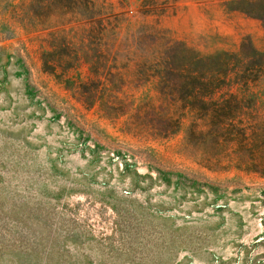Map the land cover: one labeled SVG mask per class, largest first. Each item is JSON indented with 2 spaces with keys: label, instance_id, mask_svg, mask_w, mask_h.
Segmentation results:
<instances>
[{
  "label": "rangeland",
  "instance_id": "rangeland-1",
  "mask_svg": "<svg viewBox=\"0 0 264 264\" xmlns=\"http://www.w3.org/2000/svg\"><path fill=\"white\" fill-rule=\"evenodd\" d=\"M256 13L264 0H0V264H264V72L213 97L234 93L253 125L220 146L188 136L198 93L161 92L182 47L263 52Z\"/></svg>",
  "mask_w": 264,
  "mask_h": 264
},
{
  "label": "trees",
  "instance_id": "trees-1",
  "mask_svg": "<svg viewBox=\"0 0 264 264\" xmlns=\"http://www.w3.org/2000/svg\"><path fill=\"white\" fill-rule=\"evenodd\" d=\"M264 22V15L256 13ZM181 47L182 44L178 43ZM181 61L166 63L163 70L164 85L161 92L172 94L181 92L184 95L198 93L199 101H183L181 108L189 106L196 109L201 122H192L188 128V136L207 140L209 143L220 146L225 139L232 140L240 137L244 139L246 130L253 125L241 120L235 121V114L242 111L234 93L220 101L213 97L223 89L228 90L234 84L248 83L258 78L264 72V51L258 52L253 46L242 42L239 52L221 51L215 54L200 55L193 50L182 47ZM84 94H94V89L84 88ZM189 102V103H188ZM107 108H112L107 106ZM184 113L178 117L166 116L161 118L162 125L156 128V135L168 137L180 125ZM263 131V130H262ZM197 139V140H198ZM199 141V140H198ZM237 167H249L248 162L256 155L252 151L240 150Z\"/></svg>",
  "mask_w": 264,
  "mask_h": 264
}]
</instances>
